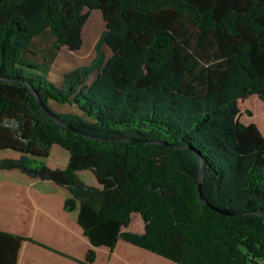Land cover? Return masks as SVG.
Returning <instances> with one entry per match:
<instances>
[{
  "label": "trees",
  "instance_id": "16d2710c",
  "mask_svg": "<svg viewBox=\"0 0 264 264\" xmlns=\"http://www.w3.org/2000/svg\"><path fill=\"white\" fill-rule=\"evenodd\" d=\"M94 9L95 58L53 80ZM255 110L264 0H0V182L71 223L56 227L64 243L0 228V264H16L24 241L54 264H264Z\"/></svg>",
  "mask_w": 264,
  "mask_h": 264
},
{
  "label": "crops",
  "instance_id": "0c3cea01",
  "mask_svg": "<svg viewBox=\"0 0 264 264\" xmlns=\"http://www.w3.org/2000/svg\"><path fill=\"white\" fill-rule=\"evenodd\" d=\"M23 192H25L23 187L15 185V183L0 182V209L5 208L8 211L13 210L11 213L17 216V218H14L5 215L0 221V228L18 234H26L41 241H49L58 237L63 240V243L66 242L67 239L64 238L63 233L56 227H58V225H68L69 228H71V223H61L55 220L53 216L45 220L46 215L43 210H41L40 207L37 208L36 204H33L32 201L24 196ZM25 208H30V216L27 214ZM37 225L43 226V229L50 230V234L54 231V237L52 235L47 236L45 233H43V235L41 233H35V236H33V233L37 231V229L35 230ZM67 230L68 229H66V231ZM47 256L50 255H48L42 247L29 243V241H24L19 251L18 262L16 264H54L55 260H51Z\"/></svg>",
  "mask_w": 264,
  "mask_h": 264
},
{
  "label": "rangeland",
  "instance_id": "374dc122",
  "mask_svg": "<svg viewBox=\"0 0 264 264\" xmlns=\"http://www.w3.org/2000/svg\"><path fill=\"white\" fill-rule=\"evenodd\" d=\"M86 10L87 9H85V11ZM101 16L102 14L98 9H94L90 12V16H88L82 31V47L75 51H69L66 47H62V49L58 51L57 57L51 65L53 68L51 78H53V80L59 81V79L63 76V72H67L77 65H87L95 58L96 43L99 39L100 33L105 28V24ZM103 49L107 55L110 54L106 45ZM45 53L46 52H44L43 55ZM51 105L56 111H77L76 106H72L67 103L64 104L51 101ZM243 106L246 107L247 103H243ZM253 117L258 120V124L264 129V112L255 110Z\"/></svg>",
  "mask_w": 264,
  "mask_h": 264
},
{
  "label": "water",
  "instance_id": "95a60500",
  "mask_svg": "<svg viewBox=\"0 0 264 264\" xmlns=\"http://www.w3.org/2000/svg\"><path fill=\"white\" fill-rule=\"evenodd\" d=\"M36 99L38 101V103L47 111L48 115L53 118L54 120H56L57 122H59L60 124H64V126L66 127H70L69 125H66V123H64V121L62 119L59 118V116H57L54 112H52L51 110H49V107L43 102L40 100L39 97L36 96ZM203 170L201 168V171H200V174H199V194L201 196V199L202 201L205 203V204H209L208 201L203 197L202 195V181H203Z\"/></svg>",
  "mask_w": 264,
  "mask_h": 264
}]
</instances>
